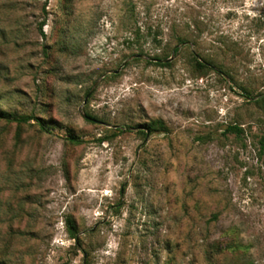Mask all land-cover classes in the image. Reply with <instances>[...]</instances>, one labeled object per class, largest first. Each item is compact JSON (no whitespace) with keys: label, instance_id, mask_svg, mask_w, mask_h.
Returning <instances> with one entry per match:
<instances>
[{"label":"rangeland","instance_id":"obj_1","mask_svg":"<svg viewBox=\"0 0 264 264\" xmlns=\"http://www.w3.org/2000/svg\"><path fill=\"white\" fill-rule=\"evenodd\" d=\"M263 96L264 0H0V264H264Z\"/></svg>","mask_w":264,"mask_h":264},{"label":"trees","instance_id":"obj_2","mask_svg":"<svg viewBox=\"0 0 264 264\" xmlns=\"http://www.w3.org/2000/svg\"><path fill=\"white\" fill-rule=\"evenodd\" d=\"M149 34H151L150 31H148L146 34H142V33L138 32L136 41L138 42V40L142 39L144 36L149 35ZM157 34L158 33H156V32L153 33V37H152V41L155 44H158V42H159V40L157 39V36H158ZM177 39H178L177 41L179 43L186 42L185 39H182L180 37H178ZM174 51H177V46L174 47ZM195 61L199 66L205 67V63L201 59H198L197 57H195ZM158 64H161V63H158ZM247 98H249V97H247ZM262 100L264 101V96L262 97ZM0 118L6 119L9 121H16L18 123H27L30 120H36L41 127H44L43 120H40L38 117H36L34 115H25V114L18 115V114L9 113V112H6V111L0 109ZM160 127H163V125L159 124L158 127H156V126L154 127L152 124H148V125H146V130H153L154 128H160ZM227 130L235 131V132L241 131L240 127H238L237 125H230L227 128ZM142 132H144V131H142ZM69 139L73 142L79 141V139L73 134H70ZM259 143H260L261 149L264 148V135H262L261 138L259 139ZM69 231H70L71 237L76 239L77 231H75V227H74L72 222H69Z\"/></svg>","mask_w":264,"mask_h":264},{"label":"water","instance_id":"obj_3","mask_svg":"<svg viewBox=\"0 0 264 264\" xmlns=\"http://www.w3.org/2000/svg\"><path fill=\"white\" fill-rule=\"evenodd\" d=\"M138 56L141 57L142 55H138ZM171 58H172V57H170V58H166V59H164V61L167 62V61L170 60Z\"/></svg>","mask_w":264,"mask_h":264}]
</instances>
